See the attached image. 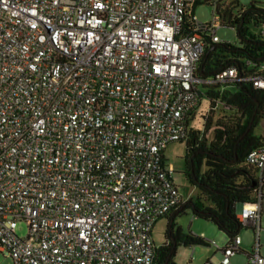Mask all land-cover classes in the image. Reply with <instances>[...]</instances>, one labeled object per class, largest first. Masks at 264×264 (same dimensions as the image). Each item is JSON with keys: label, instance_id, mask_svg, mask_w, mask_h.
<instances>
[{"label": "built area", "instance_id": "2783aa9c", "mask_svg": "<svg viewBox=\"0 0 264 264\" xmlns=\"http://www.w3.org/2000/svg\"><path fill=\"white\" fill-rule=\"evenodd\" d=\"M198 1L0 0V254L14 264H153L154 226L183 200L165 150L186 138L200 104L207 43H222L217 2L203 24ZM236 81L229 69L214 83ZM252 81L264 90L263 76ZM248 160L264 186V145ZM256 196L236 214L256 232L249 264H264ZM209 244L231 264L242 239Z\"/></svg>", "mask_w": 264, "mask_h": 264}, {"label": "trees", "instance_id": "16d2710c", "mask_svg": "<svg viewBox=\"0 0 264 264\" xmlns=\"http://www.w3.org/2000/svg\"><path fill=\"white\" fill-rule=\"evenodd\" d=\"M210 2L199 0L197 5ZM216 15L222 27L236 31L238 42L207 43L201 56L195 79L202 92L198 108L187 119L184 175L197 195L182 200L167 215L165 241L158 246L153 264H176L178 247L209 246V242L193 233L185 232L176 220L187 213L194 219L213 223L227 238V246L245 228L237 218L241 204L254 205L257 192H262L258 170L248 155L264 145V136L257 130L264 122V90L257 88L252 78L264 77V8L252 3L244 7L238 0H219ZM187 16L183 35L193 31ZM235 69L238 81L233 84L214 83L222 72ZM231 87H235L234 91ZM204 101L203 111H199ZM198 114L200 127L191 121ZM256 183V184H255ZM244 253L242 249L238 254ZM237 254V255H238ZM249 260L251 255H248ZM249 264V262H248Z\"/></svg>", "mask_w": 264, "mask_h": 264}, {"label": "rangeland", "instance_id": "374dc122", "mask_svg": "<svg viewBox=\"0 0 264 264\" xmlns=\"http://www.w3.org/2000/svg\"><path fill=\"white\" fill-rule=\"evenodd\" d=\"M210 2L205 4L197 5L194 9V14L198 20L203 23H210L214 18V3L219 0H209ZM240 4L244 7H248L252 3L257 4L260 7L264 8V0H238ZM217 35L220 38L222 43H232L235 44L238 42L236 31L228 28L221 27L218 28ZM236 88L231 87V90L234 91ZM204 101L202 107L199 111H203ZM192 127H200V118L198 114L191 121ZM257 135L264 136V122L257 130ZM185 154V144L184 143H173L169 145L166 149V156L168 162L173 166L174 170V181L178 186L180 194L184 198L195 196L197 190L191 187L182 171L184 169V162L182 157ZM191 195V196H189ZM196 197V196H195ZM168 222L166 220L160 221L157 223L153 239L156 246H161L165 241V234L167 229ZM176 224L183 227L186 232H192L195 235L201 236V233H205V239L210 243H215L219 247H224L228 243L227 236L219 231V229L210 222L194 219V217L187 213L183 216H180L176 220ZM17 234L21 238H25L28 234V225L25 221H21L17 226ZM242 239L241 249L244 253L236 255L232 260L233 264H248L249 257L248 255L253 254V249L256 245V232L253 228L245 227L240 235ZM259 246L261 247V257L264 258V211L261 214V223H260V232L258 234ZM218 249L213 246H193V247H184L180 246L177 249L174 262L176 264H221L223 259V254ZM0 264H14L13 260L9 257H4L0 254Z\"/></svg>", "mask_w": 264, "mask_h": 264}, {"label": "crops", "instance_id": "0c3cea01", "mask_svg": "<svg viewBox=\"0 0 264 264\" xmlns=\"http://www.w3.org/2000/svg\"><path fill=\"white\" fill-rule=\"evenodd\" d=\"M165 159H166L167 164L170 165V166L173 168V166L168 162V158H167V156H166V150H165ZM175 184H176V183H175ZM176 186H177V185H176ZM177 187H178V186H177ZM196 195H197V194H196ZM196 195H195V196H196ZM181 196H182V195H181ZM189 196H191V195H189ZM195 196H191V197H188V198H184L183 196H182V197H183L184 200H188V199L194 198ZM163 220H166V219H160V220L157 221V223L160 222V221H163ZM166 221H167V220H166ZM157 223H156L155 226H154L152 236L154 235V230H155V227H156ZM180 227H181V226H180ZM181 228L183 229V227H181ZM183 231H185V230L183 229ZM185 232H186V231H185ZM191 233H192V232H191ZM193 234H194V233H193ZM194 235H195V234H194ZM196 236H198V235H196ZM201 236H204V237H205L206 235H205V233H201ZM153 241H154V239H153ZM206 241H207V240H206ZM207 242H208V241H207ZM154 243H155V242H154ZM157 247H158V246H157ZM217 251L221 252L220 250H217ZM221 253H222V252H221ZM260 253H261V252H260ZM233 258H234V257H233ZM233 258H232V259H233ZM231 264H233V260H231Z\"/></svg>", "mask_w": 264, "mask_h": 264}, {"label": "water", "instance_id": "95a60500", "mask_svg": "<svg viewBox=\"0 0 264 264\" xmlns=\"http://www.w3.org/2000/svg\"><path fill=\"white\" fill-rule=\"evenodd\" d=\"M256 184V183H255ZM240 207L243 206V204L239 205ZM263 211H264V200H263Z\"/></svg>", "mask_w": 264, "mask_h": 264}]
</instances>
